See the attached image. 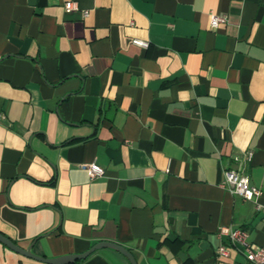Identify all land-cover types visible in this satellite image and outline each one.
I'll use <instances>...</instances> for the list:
<instances>
[{"label":"crops","instance_id":"crops-1","mask_svg":"<svg viewBox=\"0 0 264 264\" xmlns=\"http://www.w3.org/2000/svg\"><path fill=\"white\" fill-rule=\"evenodd\" d=\"M225 168L264 204V0H0L3 235L45 257L110 241L137 264H247L217 230L260 246L263 215ZM0 264L47 263L0 242ZM72 264L130 262L102 247Z\"/></svg>","mask_w":264,"mask_h":264},{"label":"built area","instance_id":"built-area-1","mask_svg":"<svg viewBox=\"0 0 264 264\" xmlns=\"http://www.w3.org/2000/svg\"><path fill=\"white\" fill-rule=\"evenodd\" d=\"M66 12L78 10L79 6L74 1H67L63 5ZM82 16L86 17L89 13L88 10H81ZM227 21L225 14L210 13L209 25L211 27H217L219 24H223ZM132 43L147 47L148 42L138 38H134ZM252 151L247 150L242 154V158L247 161L252 159ZM236 161L241 160V156L235 155ZM86 169L88 176L91 179L103 176L104 169L95 162L84 163L81 165ZM222 179L220 186L232 194H237L245 200H252L255 202L256 208L261 210L264 220V204L258 203L256 200L262 193L261 189L251 183L248 175L240 169L225 168L222 170ZM219 237H225L226 242L232 246H239L247 260V264H264V243L260 246H252L249 240V233L246 229L233 228L229 225H221L217 230ZM226 242H221L216 248L218 256H228L229 247ZM238 248V247H237Z\"/></svg>","mask_w":264,"mask_h":264},{"label":"water","instance_id":"water-1","mask_svg":"<svg viewBox=\"0 0 264 264\" xmlns=\"http://www.w3.org/2000/svg\"><path fill=\"white\" fill-rule=\"evenodd\" d=\"M0 242L6 245L8 248L11 250L33 258L35 260L47 263V264H72L77 260L86 258L91 252H93L96 249L102 248V247H109L117 250L121 254H123L125 257L128 258L130 264H137L133 254L124 246L115 243V242H110V241H99L95 244H93L88 250L78 253V254H66V255H61V256H56V257H45V256H40L36 255L32 252L31 248L33 245V242L26 248L21 247L17 243L13 242L11 239L6 237L0 232Z\"/></svg>","mask_w":264,"mask_h":264}]
</instances>
